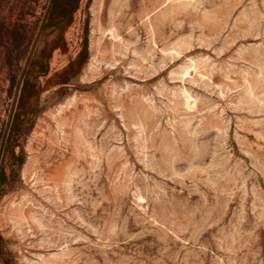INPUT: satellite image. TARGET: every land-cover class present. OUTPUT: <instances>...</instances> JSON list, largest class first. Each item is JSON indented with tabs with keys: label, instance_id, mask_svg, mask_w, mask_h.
Masks as SVG:
<instances>
[{
	"label": "rangeland",
	"instance_id": "rangeland-1",
	"mask_svg": "<svg viewBox=\"0 0 264 264\" xmlns=\"http://www.w3.org/2000/svg\"><path fill=\"white\" fill-rule=\"evenodd\" d=\"M0 264H264V0H0Z\"/></svg>",
	"mask_w": 264,
	"mask_h": 264
}]
</instances>
